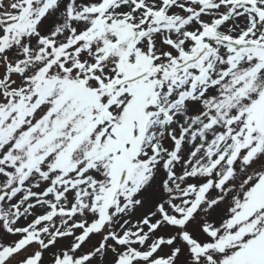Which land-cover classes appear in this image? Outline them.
<instances>
[{
	"label": "snow or ice",
	"instance_id": "snow-or-ice-1",
	"mask_svg": "<svg viewBox=\"0 0 264 264\" xmlns=\"http://www.w3.org/2000/svg\"><path fill=\"white\" fill-rule=\"evenodd\" d=\"M0 264H264V0H0Z\"/></svg>",
	"mask_w": 264,
	"mask_h": 264
}]
</instances>
